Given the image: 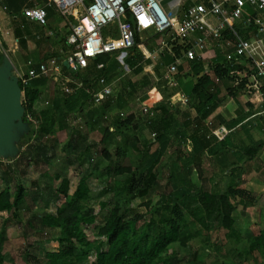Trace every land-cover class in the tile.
<instances>
[{"label": "rangeland", "instance_id": "1", "mask_svg": "<svg viewBox=\"0 0 264 264\" xmlns=\"http://www.w3.org/2000/svg\"><path fill=\"white\" fill-rule=\"evenodd\" d=\"M177 1L161 0V4L166 12L173 15L183 2L178 4ZM14 3L8 4L9 11L18 14L22 1ZM10 15L8 18L13 33L15 25H20L22 19L15 20ZM64 23L65 26L62 24L59 29L54 26H27L28 30L35 31L40 37H25L24 49L18 46L17 39H7L0 31V67L4 63L8 67L5 72L7 81L3 80V94L11 85L17 90L15 112L13 115L6 113L11 120L6 117L0 119V191L9 188L13 194L21 187L23 192L18 209L0 212L2 264H25L23 256L26 253L43 261L47 251L58 248L59 245L54 241L58 230L45 227L39 219L45 213L53 214L56 207L70 197L82 177L90 188L88 205L94 210L95 228L88 227L85 230L91 249L87 258L79 264H93L96 250H107L106 237L98 234V228L106 222L114 206H118L120 212H125V219L142 214L140 225L148 224L151 220L160 222L164 216L170 217V211L165 206L170 208L174 204L167 199L168 194L175 191L174 187L184 188L189 194L206 193L214 201L229 188L239 191L229 197L235 209L232 213L233 224L227 229L204 230L190 217L184 216L187 229L192 234L188 245L170 246V250L177 254L179 264H245L244 254L254 257L253 254L259 250L254 247L253 240L258 241L257 236L260 234L264 241V223H259L264 222V214L262 216L259 210L262 199L241 196L245 189L229 178L228 171L213 167L212 157L197 152L194 154L189 149L191 138L203 141L208 130L215 132L216 124L214 110L204 122L189 117L188 127L184 116H179L181 112H189L188 108L196 103L181 86V80H191L189 62L178 65L176 73L172 75L177 84L169 85V77L164 76V65L170 60L167 61L166 49L160 42L165 41L166 37L141 32L138 40L140 36L143 49L138 47L137 51L133 46L134 49L116 51L112 57L111 70L108 68L106 76L105 72L99 73L89 63L77 73L61 69L55 76L46 75L23 83L22 78L27 69L37 66L48 57L58 58V64H61L63 36L72 22L66 19ZM47 29L52 31L49 37H46ZM235 29L241 31L240 25L235 24ZM228 42L230 38H226L224 46L230 52L232 44ZM158 48H162V54L158 53L157 56L154 49ZM217 52V44L210 42L201 60V74L211 75L212 80L215 78V64L220 60L216 58ZM226 67L235 76L240 71V68L231 64ZM247 71L251 73L250 69ZM100 76H105L111 84V97L94 104L91 94ZM214 85L211 89L213 94L222 96L233 93L227 78ZM181 92L190 98L188 104L180 102ZM245 92L237 96L236 99L240 100L238 103L231 100L223 105L221 110L224 115H219L224 123L243 103L241 95ZM154 98H157L156 102ZM71 102L75 103L74 107H70ZM105 102H108L107 107L104 106ZM146 102L151 104L155 123L170 118L166 131L167 135L170 134L169 140L165 141V151L159 152L151 165L146 162L150 161L153 153L159 151L162 140L158 133V136H151L152 128L146 123L149 118L140 113V103ZM180 105L188 108L183 109ZM11 109L14 110V107L8 108L9 111ZM105 110L111 111L106 119L103 117ZM129 118V122L122 123ZM209 121L213 122L210 126L206 125ZM111 122H118V131L108 130ZM196 122L205 132L204 135L198 131L199 128L193 127ZM153 125L156 127V124ZM185 128L188 130L187 140L179 144V137L183 136ZM212 139L207 138L209 141ZM106 155L110 156L109 159ZM148 167L154 176L143 181V176L149 173ZM188 167L191 168L190 173H186ZM121 168L130 171L118 172ZM239 168L242 169V166ZM127 178H132L133 183H127ZM63 179L68 180L65 195L62 192ZM185 179L190 183L189 186L183 184ZM117 183L122 190L118 194L113 190ZM143 189L146 193L140 194ZM249 216L253 217L255 223L249 221ZM140 225H137L138 228ZM74 252L80 254L77 244L74 245Z\"/></svg>", "mask_w": 264, "mask_h": 264}, {"label": "built area", "instance_id": "2", "mask_svg": "<svg viewBox=\"0 0 264 264\" xmlns=\"http://www.w3.org/2000/svg\"><path fill=\"white\" fill-rule=\"evenodd\" d=\"M180 1L183 2L179 4ZM177 3L178 10L173 15L166 12L161 0H46L45 6L24 5L22 17L39 26L47 23L46 6L73 20L65 36L61 64L58 59L49 58L27 69L22 82L55 76L62 67L68 73H77L99 55L131 49L137 35L147 32L165 36L161 44L171 56L174 54L170 43L180 48V56L164 66L169 85L177 84L172 75L178 65L196 58L203 60L212 42L217 44L226 65L241 68L236 76L228 72L229 77L234 78L230 80L231 87L237 86L242 77H248L245 88L257 90L264 86V0H178ZM235 24L240 25L241 31L235 29ZM226 38H230L231 43H228L232 44L230 52L224 46ZM247 69L251 70L250 74ZM214 81L218 82L219 78L215 76ZM98 83L100 90L91 94L94 104L111 95L104 77H100ZM179 100L188 104L190 98L181 92ZM139 108L148 118L153 116L152 109L145 103H140ZM198 125L196 122L193 127L199 128ZM206 125H212V121ZM198 131L205 134L201 128ZM212 135L214 131L208 130L205 139ZM151 136L155 137L156 133L152 132Z\"/></svg>", "mask_w": 264, "mask_h": 264}, {"label": "trees", "instance_id": "3", "mask_svg": "<svg viewBox=\"0 0 264 264\" xmlns=\"http://www.w3.org/2000/svg\"><path fill=\"white\" fill-rule=\"evenodd\" d=\"M244 35V34H243ZM14 36L18 41V46L21 49L25 47V38L18 27L14 28ZM136 43L138 42V35L136 37ZM173 56L167 55V61L173 60L174 57L180 56V48L175 43H170ZM104 55V61L108 62L110 54ZM101 56V55H99ZM217 63L214 67V75L219 78V81L223 78L234 79L229 77L228 68L224 62V58L218 52L216 54ZM98 57V56H97ZM96 57V58H97ZM95 58V59H96ZM223 60V62H222ZM189 67H191V76L196 77V82L190 86V88L184 89L187 94L192 96L196 103L193 108L200 114L197 119L201 120L211 112L212 105L209 104L212 97L216 95L211 93L212 88L217 82H214L210 75L201 74V60L196 58L188 60ZM241 69V68H240ZM41 78V77H39ZM38 79V78H35ZM248 77H242L237 86L231 87L232 92L230 95H235L236 90L245 89ZM218 81V82H219ZM256 92L264 93V86L255 90ZM254 92V91H253ZM75 103L71 102L70 107H74ZM155 117L149 118L148 121L151 124H155ZM190 118L185 120V124L190 126ZM195 118V120H197ZM129 119L123 120L122 123H127ZM194 121V120H193ZM169 124V123H168ZM158 130L154 131L156 135L160 136L162 144L158 152L151 155L148 163L151 165V161L157 158L159 152H164L166 148V142L168 141V135L166 131L161 127H157ZM106 130V129H105ZM158 133V134H157ZM188 130L183 132V136L179 137L178 143H184ZM190 137V136H189ZM194 152L204 149L208 154H215L221 149L226 147L228 142L224 139L219 142H214L210 145L211 140L204 138L203 141L194 140ZM199 142H204L203 144ZM135 145V144H134ZM136 149V147L134 148ZM109 159L110 156H105ZM153 164V162H152ZM147 176H143V181L146 178L153 177L150 167L147 168ZM118 172L127 171L129 169L121 168ZM186 173L191 172V168L188 167ZM142 179V178H141ZM140 180V179H138ZM127 183L132 182V178L125 179ZM62 191L65 195L67 191L68 180H62ZM183 184L189 186L190 183L185 179ZM120 184L117 183L113 190L115 193L121 192ZM129 186V185H128ZM175 191L168 194V202L174 203L169 210L170 217L164 216L163 220L156 222L151 220L148 224L140 225L139 221L142 220V214H135L132 217L125 219V212H120L118 206H114L106 222L98 228V234L104 235L107 240L108 248L106 251L96 250L95 261L93 264H179L177 254L170 250V246L173 244H179L180 246L188 245L187 242L192 236L184 216L190 217L194 222L201 226L204 230H220L227 229L233 223L232 213L234 206L229 202V197L235 196L239 193L237 189L229 188L226 193L218 196L217 201L210 199L208 194L196 193L189 194L188 191L181 189V187H174ZM140 194L146 193V190L139 192ZM22 188L19 187L12 194L9 188H4L0 191V212L15 211L18 209L23 197ZM65 197V196H64ZM89 202V187L86 179L81 178L77 183L73 193L67 199H64L57 207L53 214H43L39 221L40 224L50 229H57L58 235L54 241L59 245L58 248L47 251L44 254L43 261L37 260L34 256H30L26 253L23 256L25 264H79L85 260L88 252L90 251V239L86 235V229L88 227L95 228V214L93 208L88 205ZM119 212V213H118ZM137 225H140L138 228ZM260 238V236H257ZM261 236V243L264 245V241ZM3 241V234L0 232V245ZM77 244L80 248V254H75L74 245ZM4 261V256L0 251V264Z\"/></svg>", "mask_w": 264, "mask_h": 264}, {"label": "crops", "instance_id": "4", "mask_svg": "<svg viewBox=\"0 0 264 264\" xmlns=\"http://www.w3.org/2000/svg\"><path fill=\"white\" fill-rule=\"evenodd\" d=\"M14 1L16 2L17 0H0L1 8L3 10H5V11H2V9H0V29H1L0 31L2 32V36L5 35L7 37V39H9L8 37H11V39H13V38L16 39L15 36H13L14 30H13V33L10 30L11 29V25H10L11 23H10V20H9L10 17L8 16V14L9 15L12 14V15H10L12 19H15V20L17 18L22 19L20 25L16 24L15 27H18L19 29H21V32H22L24 38L27 36H33L35 38L40 37L35 31H31V29L28 30L27 26H30L31 24L38 27V28H48L50 26H54L57 29H59V27H62V24H63V26H65L64 22L66 21V19L67 20L71 19V22L73 20L72 17L63 16L60 13H58L54 8L46 6L47 23L45 26H39V25L34 24L32 22L26 21L22 17L21 10H22V7L24 5L36 4V5L45 6L46 0H37V1L35 0L33 3L32 2H26V0H21L22 3L18 9V12H19L18 14L11 13L9 11V8H8V4L10 2L15 4ZM34 26H33V28H34ZM31 28H32V26H31ZM50 28H52V27H50ZM47 30H48V33L46 34V37H49V35L52 34V31H51V29H47ZM67 30H68V28L66 29V32L64 33V36H63V44H64L65 36L67 34ZM142 43H143V40L139 36L138 42L134 45V47L137 48V51H138V47H139V49H143ZM7 46H9V45H7ZM134 47H133V49H134ZM161 49L160 48L154 49V54L155 55L157 54V56H158V53H159V55L162 54ZM63 50H65V45H64V48L61 49L62 60H63ZM115 55H116V52L110 54L108 62H105L104 61V59H105L104 55H101V56H98L96 59L89 61L88 64L90 63L93 66V68H95V70L98 71L99 73L105 72V76H106V74L108 75V68H110V70H111L112 57L114 58ZM165 56L167 57L166 52H165ZM49 58H52V57H48L47 59H49ZM216 58H217V56H216ZM47 59L43 60L42 62H45ZM56 59H58V58H56ZM42 62H40V63H42ZM170 62H171V60L168 63H170ZM167 64H165L164 66H166ZM96 65H102V67L97 68ZM62 70H65V69L62 67ZM105 76H100V77L105 78ZM210 77H211V75H210ZM98 79H97L96 87L93 90V93L99 91L101 88L100 84L98 83ZM105 81L111 88V84L107 81L106 78H105ZM213 81H214V79H213ZM181 82H182L181 83L182 88L184 87V85L186 88H190V86L196 82V77H191V80H188L187 82L184 80H181ZM133 84L134 83H132V85ZM135 84H137V83H135ZM111 92H112V88H111ZM241 92H245L244 95H241V96H243V100H242L243 103L239 104L240 107H237L236 108L237 110L235 109L233 111L232 115L227 118V122L224 123V121L222 120V118L220 116L222 114L221 109H222L223 105H225L226 103H229L231 100H234L235 103H238L237 101H240V100H238L236 98H237V96H239V94ZM186 94H187V92H186ZM234 94H235L234 96L233 95H222V96L216 95V96H213L211 99V103H210L212 105V110H214V113H213V117L215 115L214 122H216V124L218 125V127H217V125L215 124V132H214L215 135L212 136L213 139L211 140L212 143H210V145H212L214 142H219V141H222L224 139H227L228 142L226 144V147L221 149L219 152H217L215 154H208V152H207V150H205V148L204 149L202 148L196 152L202 156L207 155V156L212 157L214 159V161L212 160V166L213 167L224 168V170H226V172L228 171L229 178L232 181H234V183L236 182V185H240L241 188L243 186V188L245 189V191H243L241 196L246 195L247 197H250V198H252L253 196L260 197L262 199L261 202H263V203L260 204L261 205L260 207H262V208L259 207V210H260L261 215L263 216V214H264V93L261 91L256 92L252 88H248V89L245 88V89H241V90H236ZM108 97H111V96H108ZM108 97L104 98L102 100V102L105 101V99H107ZM155 99H157V98H154V102H156ZM150 100L152 101V97ZM151 101H150V103H151ZM147 103L148 102H146L145 104L150 107L151 104H147ZM154 105H155V103H154ZM104 106L107 107L108 102H105ZM180 107L183 109L188 108V107L184 108L181 105H180ZM188 111L189 112L179 113V116H184L185 120L189 117H192V116L193 117L191 119H195V118L197 119V117L200 114L193 107L188 108ZM110 113H111V111L105 110L103 117L106 119L107 117H109ZM209 114L206 116V118H208ZM222 115H224V114H222ZM203 119H205V118H203ZM197 120H199V119H197ZM168 121H170V118L163 119L161 123H159V121H157L158 123L157 122L155 123L156 127L153 124H151V122L148 120L146 123L151 126V128H152L151 130L153 132L158 130L157 127H159V129L162 127L164 131H167L168 130ZM110 124L111 125L108 126L109 131L110 130H113V131L119 130L118 129V122H116V123L111 122ZM193 140H194V138L190 139L191 144L189 146V149H191V151H193L195 149L194 145H193L194 143L192 142ZM199 143L203 144V142H199ZM196 152H194V154ZM239 166H242V169H240ZM200 188H202V187H200ZM244 197H242L243 200L245 199ZM254 204L255 203L252 202V206H254ZM254 217H255V215H254ZM249 221L251 223L252 222L255 223V220L253 219L252 216H249ZM259 223L263 224L264 222H259ZM259 236H260V234H259ZM253 241L255 242L254 247L255 248L257 247V250H259V251H257V254H253L254 257H252L250 254H249L250 256H247L246 254H244L243 259L245 260V264H248L247 262H249V264H263L261 261L264 262V245L261 243V236H260L258 241L257 240H253ZM258 245H259V247H258Z\"/></svg>", "mask_w": 264, "mask_h": 264}, {"label": "bare ground", "instance_id": "5", "mask_svg": "<svg viewBox=\"0 0 264 264\" xmlns=\"http://www.w3.org/2000/svg\"><path fill=\"white\" fill-rule=\"evenodd\" d=\"M8 67L6 66V63H4L1 67H0V84H2L1 82L7 81V79H5V72L7 71ZM17 95V90L16 87H14L13 85H11L8 88L7 91V95L5 96V101H0V118L2 117H6L7 119L11 120L10 116L8 117V115H6V113L8 112L9 115H13L16 109V105L14 104V98ZM14 107V110H8L9 107ZM5 110H8L7 112H5Z\"/></svg>", "mask_w": 264, "mask_h": 264}, {"label": "water", "instance_id": "6", "mask_svg": "<svg viewBox=\"0 0 264 264\" xmlns=\"http://www.w3.org/2000/svg\"><path fill=\"white\" fill-rule=\"evenodd\" d=\"M2 84H0V96H2V97H0V101H5L6 102V100L4 99L5 98V96L7 95V91H8V89H7V91H6V93L5 94H3V89L5 88L4 87V82H1ZM8 110H5V112H7ZM2 118V117H1ZM0 118V119H1Z\"/></svg>", "mask_w": 264, "mask_h": 264}]
</instances>
